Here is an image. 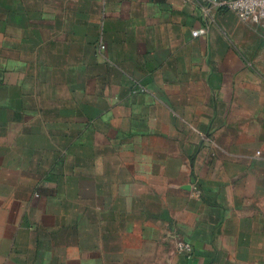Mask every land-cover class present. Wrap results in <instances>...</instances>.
<instances>
[{"label":"crops","instance_id":"1","mask_svg":"<svg viewBox=\"0 0 264 264\" xmlns=\"http://www.w3.org/2000/svg\"><path fill=\"white\" fill-rule=\"evenodd\" d=\"M202 1L0 0V264H264V38Z\"/></svg>","mask_w":264,"mask_h":264},{"label":"built area","instance_id":"2","mask_svg":"<svg viewBox=\"0 0 264 264\" xmlns=\"http://www.w3.org/2000/svg\"><path fill=\"white\" fill-rule=\"evenodd\" d=\"M200 7L202 24L192 31L194 37L208 32L216 21L218 12L229 10L235 12L242 21L259 25L264 38V0H203ZM178 248L180 251L188 252L191 251L192 245L180 241Z\"/></svg>","mask_w":264,"mask_h":264}]
</instances>
